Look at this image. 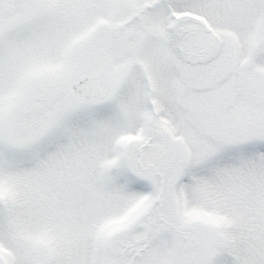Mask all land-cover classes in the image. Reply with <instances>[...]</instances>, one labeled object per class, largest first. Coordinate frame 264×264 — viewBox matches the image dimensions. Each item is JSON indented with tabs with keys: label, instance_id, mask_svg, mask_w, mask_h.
<instances>
[{
	"label": "snow or ice",
	"instance_id": "1",
	"mask_svg": "<svg viewBox=\"0 0 264 264\" xmlns=\"http://www.w3.org/2000/svg\"><path fill=\"white\" fill-rule=\"evenodd\" d=\"M0 264H264V0H0Z\"/></svg>",
	"mask_w": 264,
	"mask_h": 264
}]
</instances>
